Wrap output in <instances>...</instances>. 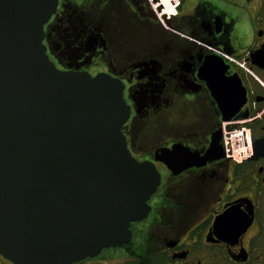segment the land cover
I'll use <instances>...</instances> for the list:
<instances>
[{
    "label": "flooded vegetation",
    "instance_id": "flooded-vegetation-1",
    "mask_svg": "<svg viewBox=\"0 0 264 264\" xmlns=\"http://www.w3.org/2000/svg\"><path fill=\"white\" fill-rule=\"evenodd\" d=\"M44 30L58 69L123 84L127 148L159 176L129 240L70 264H264V0H58Z\"/></svg>",
    "mask_w": 264,
    "mask_h": 264
},
{
    "label": "water",
    "instance_id": "water-1",
    "mask_svg": "<svg viewBox=\"0 0 264 264\" xmlns=\"http://www.w3.org/2000/svg\"><path fill=\"white\" fill-rule=\"evenodd\" d=\"M57 6L0 0V253L16 264H70L129 240L159 183L127 148L123 84L49 59Z\"/></svg>",
    "mask_w": 264,
    "mask_h": 264
},
{
    "label": "built area",
    "instance_id": "built-area-1",
    "mask_svg": "<svg viewBox=\"0 0 264 264\" xmlns=\"http://www.w3.org/2000/svg\"><path fill=\"white\" fill-rule=\"evenodd\" d=\"M235 137H240L241 138L240 145L249 144L250 148H251V136H250L249 130L246 127H238V128L232 129V130L228 131L227 134H226L225 145H226L227 151L233 157H235L234 153H233V149H234L233 139ZM245 137H246V139H245Z\"/></svg>",
    "mask_w": 264,
    "mask_h": 264
},
{
    "label": "rangeland",
    "instance_id": "rangeland-1",
    "mask_svg": "<svg viewBox=\"0 0 264 264\" xmlns=\"http://www.w3.org/2000/svg\"><path fill=\"white\" fill-rule=\"evenodd\" d=\"M235 126H237V123H233L232 122V123H229V125H227V123H226V133L228 131L234 129ZM245 139H246V137H245ZM239 146H240V148H239L240 154H238L236 152L235 147L233 149V153H234V156H235V158L237 160L242 161V160H244V158H245L246 155L250 154L251 148H250V145L249 144H243V145H239Z\"/></svg>",
    "mask_w": 264,
    "mask_h": 264
}]
</instances>
